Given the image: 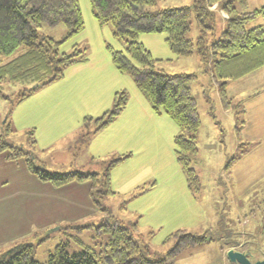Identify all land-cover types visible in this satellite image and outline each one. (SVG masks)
<instances>
[{"label": "rangeland", "instance_id": "obj_1", "mask_svg": "<svg viewBox=\"0 0 264 264\" xmlns=\"http://www.w3.org/2000/svg\"><path fill=\"white\" fill-rule=\"evenodd\" d=\"M78 1L84 29L65 42L60 51L71 53L73 44L84 47L92 60L91 66L80 73L64 74L61 82L43 87L42 92L18 104L14 101L28 85L0 84V90L9 96H0V139L32 151L43 167L57 173L99 172L108 164L100 161H110L113 153L120 156L130 152L131 157L111 171L114 194L102 200L108 215L93 203L89 182L54 186L31 173L23 160H8L0 152V254L21 242L36 244L34 257L41 263L62 242L67 243L71 253L83 245L99 251L107 235L98 234L96 227L108 218L128 226L136 222L134 233L149 245L153 255L166 253L174 243L173 240L164 243L166 237L179 228L208 234L209 240L184 248L173 264H236L226 257L231 248L247 250L252 261L263 259L264 66L229 82L227 92L232 105L238 106L226 111L198 56H175L165 43L164 33L139 35V41L153 57L161 59L156 62L157 69L170 74H195L189 85L197 99L201 125L193 165L202 189L194 197L175 156L174 136L178 126L165 113L156 116L158 122L153 124L141 120L144 131L133 124L137 128L130 131L134 139L121 131L120 125H114L104 134L96 133L97 140L91 134L87 143L82 142L95 128L92 121L84 125V116L98 117L110 109L116 91L125 90L130 103L142 96L132 78L119 73L110 62L106 44L123 50L124 41L113 37L109 24L98 23L90 0ZM245 1V7L238 5L243 10L264 6V0ZM193 2L156 0L149 10L191 6ZM256 24H264V17H257L249 26ZM38 32L61 40L67 29L63 24L54 27L43 24ZM196 34L193 24L189 37ZM1 60L8 61L10 57ZM65 89L69 98L61 106L44 101L46 93ZM134 91L137 94L133 95ZM239 109L241 116L235 114ZM7 122L12 128L10 132L5 130ZM31 130L35 143L31 141ZM105 137L111 141L101 148ZM246 142L250 146L240 145ZM244 150L243 156L226 166ZM92 155L99 161L92 164L89 161ZM143 176L144 181L138 183Z\"/></svg>", "mask_w": 264, "mask_h": 264}, {"label": "trees", "instance_id": "obj_2", "mask_svg": "<svg viewBox=\"0 0 264 264\" xmlns=\"http://www.w3.org/2000/svg\"><path fill=\"white\" fill-rule=\"evenodd\" d=\"M155 2L90 0L92 14L99 24H109L113 37L124 41L123 50L106 44L116 70L132 78L155 114L165 113L178 126V133L174 136L176 160L190 192L197 197L202 185L193 164L198 153L201 119L197 99L189 85L195 74H170L157 69L156 62L161 59L153 57L151 51L139 41V35L164 33L165 43L175 56H198L215 83L224 108L230 109L238 105H232V98L227 92L229 82L264 66V24L249 26L257 17H264V6L243 10L238 5L245 7V0H194L191 6L149 10ZM221 13L226 17H222ZM43 24L51 27L63 24L67 33L63 39L54 40L39 34L38 29ZM193 24L197 30L194 38L189 37ZM83 29L84 19L78 0H0V84L28 85L14 101L15 104L61 80L66 68L88 60L86 48L77 44L72 45L71 53L60 51L65 42ZM21 48L23 50L17 53ZM2 57H10V60L2 62ZM0 96L9 98L2 90ZM127 101V92L117 91L110 109L95 118L84 116V125L92 121L95 128L87 133V139L82 142L87 143L91 134L113 123ZM11 129L7 122L5 130L10 132ZM236 129H239L238 126ZM29 134L35 143L33 131ZM243 144L250 146L251 143H240ZM0 152L5 153L8 160H23L31 173L54 186L89 182V195L93 203L108 215V208L102 205V200L114 194L111 171L131 157L129 152L112 157L110 161L102 160L101 163L108 164L99 172L75 170L57 173L43 167L32 151L10 144L3 137L0 139ZM244 152L237 153L226 166L243 156ZM90 161L93 164L99 160L91 158ZM136 226V222L128 226L107 218L96 227L98 234L102 232L107 235L103 249L96 251L83 245L80 250L71 253L67 243L62 242L56 245L44 263L34 257L36 244L21 242L0 254V264H173L184 248L209 240L207 233L198 234L179 228L166 237L164 243L174 241L166 253L153 255L149 245L140 239L136 231L134 233ZM245 253L250 257V252L245 250Z\"/></svg>", "mask_w": 264, "mask_h": 264}, {"label": "crops", "instance_id": "obj_3", "mask_svg": "<svg viewBox=\"0 0 264 264\" xmlns=\"http://www.w3.org/2000/svg\"><path fill=\"white\" fill-rule=\"evenodd\" d=\"M99 23V22H98ZM257 25V24H256ZM89 52H88V60L86 61V62H82V63H77V64H74V65H72V66H70L69 68H67L66 70H65V74L66 73H68V72H70V71H72V72H75V73H80L82 70H84V69H87L89 66H91V64H92V60L89 58ZM155 58H157V57H155ZM157 59H160V58H157ZM110 62H111V58H110ZM86 64H88V66L87 67H85L86 66ZM113 65V64H112ZM114 66V65H113ZM65 77V76H64ZM62 80H64V78L63 79H61L60 81H57L56 83H58V82H61ZM56 83H54V84H56ZM52 85V84H51ZM51 85H49V86H51ZM45 88H41L40 90H38L37 92H42L43 90H44ZM139 90V89H138ZM36 92V93H37ZM117 92V91H116ZM35 93V94H36ZM135 94H137V93H135V91H134V93H133V95H135ZM141 94V96L142 97H136L135 98V100L134 101H132L131 103H133L134 105H133V107L132 108H130V101L128 100L127 101V104H126V106H125V108L123 109V111L121 112V114L118 116V118L113 122V123H111L109 126H107L105 129H103L102 131H100V133H99V135H101V134H104V132H108V129L110 128V127H112V126H121L120 127V130L121 131H124V132H127V133H129V136H130V138L131 139H134V137H133V135H131L130 134V131L131 130H133V129H137L135 126H133V124H138L142 129H143V131L144 130H146L144 127H143V125H142V121L141 120H143V121H145V122H147V123H150V124H153V123H155V122H158V118L156 117V116H159V115H157V114H155V112L152 110V108H151V106H150V104H149V102L147 101V99L145 98V96L142 94V93H140ZM68 98H69V93H68V91L65 89V90H63V91H58V92H55V93H46L45 94V96H44V101L47 103V104H53V105H58V106H61L62 104H64L65 102H67L68 101ZM129 99H130V97H129ZM225 109V108H224ZM41 110L42 111H44L45 109H44V106H42L41 105ZM226 111H228L229 109H225ZM106 111V110H105ZM104 111V112H105ZM230 111H231V109H230ZM240 112H241V110H240ZM238 113V116H241L242 115V113ZM235 113H236V111H235ZM237 117V116H236ZM234 120H236V119H234ZM237 121H235V127L237 128ZM241 127V126H240ZM238 128H239V126H238ZM107 130V131H106ZM140 130V129H139ZM178 133V132H177ZM176 133V134H177ZM236 133H237V131H236ZM175 134V135H176ZM146 135H148V132L146 131ZM96 136V134L94 135V139H96L97 138V136ZM97 140V139H96ZM110 141H111V139L110 138H106L105 137V139H104V143H103V146L101 147V148H103V147H106V146H108L109 145V143H110ZM146 141V140H145ZM144 141V142H145ZM109 153V152H108ZM100 155V154H99ZM107 155H109V154H107ZM111 155H113L112 157L114 158V157H117V156H119V154L117 155V154H115V153H113V154H111ZM111 157V158H112ZM91 158H95L96 159V157L95 156H93L92 155V157L90 156V159H89V161L91 160ZM146 158V157H145ZM148 158V157H147ZM149 160H150V158H148ZM97 160V159H96ZM147 160V159H146ZM148 161V160H147ZM151 161V160H150ZM149 162V161H148ZM125 163H127V161H125V162H123V165L125 164ZM123 165H121V170H122V166ZM144 181V176L143 177H141L139 180H138V183H141V182H143ZM153 185H154V183H153ZM152 185V186H153ZM188 187V186H187ZM189 189V188H188ZM190 191V190H189ZM143 193V192H142Z\"/></svg>", "mask_w": 264, "mask_h": 264}, {"label": "water", "instance_id": "obj_4", "mask_svg": "<svg viewBox=\"0 0 264 264\" xmlns=\"http://www.w3.org/2000/svg\"><path fill=\"white\" fill-rule=\"evenodd\" d=\"M226 257L231 263L236 264H264V258L252 261L244 251L235 250L233 248L227 250Z\"/></svg>", "mask_w": 264, "mask_h": 264}, {"label": "bare ground", "instance_id": "obj_5", "mask_svg": "<svg viewBox=\"0 0 264 264\" xmlns=\"http://www.w3.org/2000/svg\"><path fill=\"white\" fill-rule=\"evenodd\" d=\"M221 70V69H220ZM228 71V70H227ZM232 75V74H231ZM95 118V117H94Z\"/></svg>", "mask_w": 264, "mask_h": 264}, {"label": "built area", "instance_id": "obj_6", "mask_svg": "<svg viewBox=\"0 0 264 264\" xmlns=\"http://www.w3.org/2000/svg\"><path fill=\"white\" fill-rule=\"evenodd\" d=\"M224 16V15H223Z\"/></svg>", "mask_w": 264, "mask_h": 264}]
</instances>
